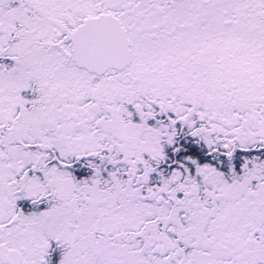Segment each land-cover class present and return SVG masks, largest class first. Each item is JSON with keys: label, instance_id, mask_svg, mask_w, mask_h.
<instances>
[{"label": "snow or ice", "instance_id": "1", "mask_svg": "<svg viewBox=\"0 0 264 264\" xmlns=\"http://www.w3.org/2000/svg\"><path fill=\"white\" fill-rule=\"evenodd\" d=\"M0 264H264V0H0Z\"/></svg>", "mask_w": 264, "mask_h": 264}]
</instances>
